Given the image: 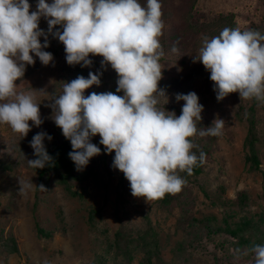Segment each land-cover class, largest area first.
I'll return each instance as SVG.
<instances>
[{
    "label": "clouds",
    "instance_id": "1",
    "mask_svg": "<svg viewBox=\"0 0 264 264\" xmlns=\"http://www.w3.org/2000/svg\"><path fill=\"white\" fill-rule=\"evenodd\" d=\"M30 8L29 0H0V124L23 139L33 125L43 123L34 95L18 92L16 81L35 64L34 57L45 66L53 62V54L44 50L51 34L64 45L69 66L90 68V54L98 55L101 66L110 65L117 74L115 93L85 95L101 84L102 73L89 71L87 78L78 75L66 82L50 105L56 126L71 143L68 156L76 170L82 171L101 153L91 142L98 134L104 152L114 151L112 166L124 174L132 196L149 202L180 193L187 184L180 173L192 175L206 158L203 151L199 156L193 152L198 145L190 138L222 135L224 120L200 129L203 105L191 91L175 96L184 101L179 116L158 106L160 97H167L159 87L164 68L160 0H147L146 6L139 0H37L36 10ZM41 17L47 20V32L39 27ZM55 26L62 31H53ZM196 61L210 73L218 101L238 93L240 99L264 103V34L258 30L225 27L217 36L204 37ZM45 139L52 137L40 131L29 142L36 159L27 161L33 169L53 163ZM19 183L21 192L33 184ZM248 251L255 254V264H264V245Z\"/></svg>",
    "mask_w": 264,
    "mask_h": 264
},
{
    "label": "rangeland",
    "instance_id": "2",
    "mask_svg": "<svg viewBox=\"0 0 264 264\" xmlns=\"http://www.w3.org/2000/svg\"><path fill=\"white\" fill-rule=\"evenodd\" d=\"M259 1L160 0L164 22L163 35L160 37L164 56L160 62L164 68L159 87L165 90L167 97H160L158 106L162 110L165 108L167 111H174L179 116L184 101H176L175 96L191 91L198 95L199 103L203 105L201 116L208 122L201 125L200 129L214 126L215 119L224 120L222 135L194 136L201 138L199 143L205 144L208 149L202 172L188 180L182 191L170 199L167 205H162L157 200L146 202L143 197L131 195L129 182L124 174L112 166L114 151L106 153L103 159L98 134L95 135L93 143L100 147L101 153L92 157L90 162L98 171V178L107 183L106 189L100 182L96 185L94 181L87 180L79 184L83 187L81 197L70 196L62 185L49 181L48 186L39 191V200L35 202V170L19 163L9 170L0 171V237H11L17 248L15 252L9 251L0 242V264H96L93 259L99 250L98 240L112 238L118 225L117 217L123 221L141 224L144 215L149 217L155 227L161 257L170 261L172 250L182 236L177 224L182 208L185 207L186 213L195 217L213 216L217 224H222V218L232 212L239 216L264 211V103L258 101L255 113L257 128L261 133V142L257 145L259 167L258 170H250L249 162L244 159L246 121L239 119V116L244 118V110L239 111L237 106L239 102L244 107L249 106L252 100L240 99L238 93H231L218 101L213 82L209 79L210 73L199 61L193 62V57L199 55L203 38L217 36L226 27L227 18L219 23L220 27L216 23H210L215 17H226L232 13L231 21L236 28L258 30L262 33L264 4L261 5ZM47 2L51 3V0ZM139 2L146 6L147 0ZM29 3L30 11L36 10L37 0H29ZM257 26L260 27L257 29ZM39 27L47 32V20L43 17ZM56 28L60 26H55L53 31ZM39 39L43 43L44 37ZM48 40L49 47L44 50L53 54V62L45 66L34 57L36 68L22 80L16 81L18 92L34 95L35 101L39 103L43 123L47 122V117L51 120L49 116L55 110L50 105L55 97L62 94L66 82L78 75L87 78L89 71L101 72V83L107 78L113 80L116 76L110 65L101 66L102 57L98 55L90 54L93 61L90 68L69 66L65 59L64 45L57 43L59 49L54 53L51 48L56 45L54 41L57 38L49 34ZM173 47L177 50L173 51ZM189 70L196 73L192 78L183 81L187 87H167L171 79L181 80ZM163 82L166 83L165 86L162 85ZM94 87L96 89L94 85L86 90L85 95L91 90L96 93L103 91V85H99L96 90ZM36 128L38 129L33 125L31 130ZM21 142L18 133L13 132L9 126L0 124V161L9 157V162L14 163L16 148ZM31 180L32 187L21 192L19 181ZM241 194L244 195L242 203L238 200ZM90 207L100 208V213L90 220L91 223L88 222ZM36 224L48 231L49 235L39 234ZM208 232H197L192 236L196 254L206 258L213 256L223 238V235ZM236 259L233 258L234 262L231 264H250V260L241 263Z\"/></svg>",
    "mask_w": 264,
    "mask_h": 264
},
{
    "label": "trees",
    "instance_id": "3",
    "mask_svg": "<svg viewBox=\"0 0 264 264\" xmlns=\"http://www.w3.org/2000/svg\"><path fill=\"white\" fill-rule=\"evenodd\" d=\"M259 2L261 5L264 4V0H260ZM224 18H227L226 27L236 28L234 22L231 21V19H233L232 13H229L226 17L223 15L215 17L210 21V23H216V25H219V23ZM262 24L263 32L261 34H264V23ZM220 26L221 25L218 27ZM259 27L260 26H257V29ZM241 30L243 31L247 29ZM212 33H214V31ZM54 42L56 45H53L51 49L54 53H56L57 49H59V46L57 45H60L61 42L58 39ZM36 64L37 63L27 67L24 76L35 69ZM195 73L196 72L194 70H189L185 75L182 76L181 80L171 79L168 82L167 87L180 89L187 87L188 85H185L183 81L192 78ZM116 80L117 74L113 80H108L107 78L105 82H102L100 84L103 85L102 92L111 91L115 93L117 88ZM162 85L165 86L166 83L163 82ZM98 87L99 86H96V89H98ZM91 92L95 91L91 90L90 93ZM257 104L258 101L253 99L249 106L244 107L241 102H239L237 106L239 111L244 110V118L239 116V119H245L246 121V133L243 138V146L246 148L244 159L246 162H249L250 170H258L259 167L257 145L261 142V133L257 128V118L255 117ZM55 115L56 112L54 111L49 116L51 120H48L47 117V122L42 123L38 129L36 128V130H30L27 136L22 139L20 146L16 148V160L14 163L9 162L10 158L8 157V154H5L8 159L0 161V171L9 170L19 163L33 169L28 165L27 161L36 159V157L33 155V149L30 147L29 142L37 132L44 131L52 137L50 141L45 139L44 144L47 152L53 158V163L51 166H45L43 169H33L37 174L35 202L39 200L38 193L41 190L37 186L42 184L46 188L49 184V181H54L55 183L62 185L63 189L70 196L81 197L83 195V187L79 184L87 180L94 181L96 185H99L100 182L106 189L107 183L103 179L98 178L99 173L96 168L92 166L90 161L82 171L76 170L73 161L68 156V153L72 151L71 143L69 140L65 139L61 129L56 126L54 122ZM236 115H239V112H236ZM207 123L208 122L206 119L202 117L198 127ZM94 137L95 136H93L91 139L92 143L94 142ZM190 139H192L194 144L198 145V148L193 149V152H195L197 156H199L200 151H203L205 154H207V146L205 144L199 143L201 138L192 137ZM102 150V156L103 159H105L106 153L104 152L103 145ZM201 172L202 164L194 167L192 175H188L187 173H180V175L182 178L188 181L191 178L199 175ZM176 195L166 194L163 199L157 200V202L162 205H167L170 199L175 198ZM243 198L244 195L241 194L238 198L240 203H242ZM183 204L184 203H182V205ZM186 212L187 210H185V207L182 208L180 218L177 220V224L179 225L178 227L182 231V236L172 250V259L170 261H165L161 257V247L155 227L151 223L149 217L144 215L143 222L141 224L130 222L128 220L123 221L117 217L118 225L112 234V238L108 239V237H106L104 239L98 240L99 250L95 254L93 262H96V264H231L234 262L232 259L236 257L238 262L242 263L245 260H250V264H255V254L248 250L256 244L264 245L263 210L248 215L242 214L239 216L235 215L234 212L229 213L226 215V217L222 218V224H217L213 216L199 218L191 214H187ZM99 213L100 208L90 207L88 209V222H90V220H92ZM36 230L39 234H43L44 236L49 235V232L45 231L38 224H36ZM202 231H209V234L212 233L223 235L218 247H216L217 251H214L213 256L209 258H206L201 254H196L195 252L196 248L194 247L192 236H194V234L197 232ZM0 242L5 245L9 251H17L15 241L11 237L7 239L0 237ZM245 251H248L247 255L243 254Z\"/></svg>",
    "mask_w": 264,
    "mask_h": 264
}]
</instances>
